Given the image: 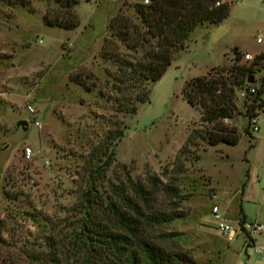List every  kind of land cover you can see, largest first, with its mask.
<instances>
[{"label":"rangeland","instance_id":"1","mask_svg":"<svg viewBox=\"0 0 264 264\" xmlns=\"http://www.w3.org/2000/svg\"><path fill=\"white\" fill-rule=\"evenodd\" d=\"M223 1L227 17L197 26L163 75L144 84L147 100L124 115L114 114L110 101L117 64L100 58V50L138 57L110 37L107 25L120 16L141 30L131 9L141 0H78L71 9L78 26L69 31L42 23L44 14L65 16L54 0H0V262L90 264L97 246L89 247L84 223L90 238L92 232L124 234L106 212L114 201L111 186L125 185L124 165L131 180L149 190L146 176L156 177L153 208L173 218L147 228L142 236L148 241L182 256V264H264L241 235L227 241L218 234L210 216L215 206L223 219L237 221L240 206L244 221L264 229V107L255 117L257 133L245 135L249 99L238 98L236 90L239 114L227 125L235 127L238 142L187 140L208 125L181 98L185 82L229 69L233 48L252 60L264 55V0ZM253 69L256 87L263 69ZM114 119L125 128L123 136L104 179L90 189L84 157ZM19 121L26 122L24 131L16 128ZM107 254L104 249L100 259Z\"/></svg>","mask_w":264,"mask_h":264},{"label":"trees","instance_id":"2","mask_svg":"<svg viewBox=\"0 0 264 264\" xmlns=\"http://www.w3.org/2000/svg\"><path fill=\"white\" fill-rule=\"evenodd\" d=\"M61 9L66 11L63 18H48L42 16L44 26L62 30H73L78 26V20L71 13V9L78 4V0H54ZM147 1V4H143ZM221 0H141L131 5L137 17L141 30L131 24L124 17L116 16L107 25L110 37L116 38L126 49L137 51V58L131 60L109 53L104 46L100 50V58L113 60L117 64L116 72L111 77V91L114 97L110 100L114 114L133 115L136 111L135 103L147 100L145 83L157 81L170 63L171 55L184 47L189 34L199 25H217L227 17V4L216 3ZM232 65L229 69L211 70L213 74L198 77L185 82L181 90V98L188 106L197 110L199 121L208 125L202 132H191L187 140L192 137L202 140L207 146L219 143L234 146L238 142V135L234 126H228L239 113L234 103L235 91L243 87H253L254 94L248 99L246 115L249 120L256 117V110L262 112L264 55L257 54L248 64H240L242 54L233 48ZM263 69L258 85H247L246 80L253 76V67ZM76 85L88 91L82 81L75 77ZM225 123V124H224ZM125 128L120 127L117 120H113L101 139L94 144L84 157L83 165L90 189L95 183L104 179L105 171L114 162V147L122 138ZM194 133V134H193ZM249 136V124L244 129ZM252 146H249L251 148ZM119 168L124 171L125 185L114 186V201L106 205L109 223L115 230L124 234L91 233L84 223L85 239L96 244L94 257L90 264H182L186 260L182 256H172L157 245L151 243L142 233L147 228L168 224L173 220L170 214L158 212L153 208L152 191L158 184L155 176H146L147 185L134 182L125 171V166ZM243 187V186H242ZM239 222L245 220L241 207L238 206ZM1 241V238H0ZM108 251L101 260L102 251ZM101 251V252H99ZM96 256V258H95ZM0 264H9L0 262Z\"/></svg>","mask_w":264,"mask_h":264},{"label":"built area","instance_id":"3","mask_svg":"<svg viewBox=\"0 0 264 264\" xmlns=\"http://www.w3.org/2000/svg\"><path fill=\"white\" fill-rule=\"evenodd\" d=\"M241 0H231V2H240ZM143 4H147V1H143ZM224 1L216 3L215 6H219V4H223ZM256 43H260V39L256 38ZM243 61H251L252 56H248L247 54H243ZM251 94H254L253 87H243V89H239L236 95L238 98L244 99L245 97H249ZM29 113H32L31 109H27ZM259 112L258 110L255 111ZM249 131L253 134L257 133L258 129L256 126V118L252 117L248 120ZM23 155L25 159H29L31 152L28 148L23 150ZM210 216L214 223L215 230L221 236H224L227 241L234 239L237 235H241L243 238V246L244 247H253L255 248L256 253L260 256L262 260H264V241L258 242L260 237L264 235L263 226L256 222L243 221L242 223L239 220L235 221H227L223 219V216L219 214L217 207H212L210 209ZM258 245V246H257Z\"/></svg>","mask_w":264,"mask_h":264},{"label":"water","instance_id":"4","mask_svg":"<svg viewBox=\"0 0 264 264\" xmlns=\"http://www.w3.org/2000/svg\"><path fill=\"white\" fill-rule=\"evenodd\" d=\"M253 82H254V80H253V77L252 76H250L246 80V84H248V85L252 84ZM16 128H20V129H22L24 131L26 129V122H24V121L17 122Z\"/></svg>","mask_w":264,"mask_h":264}]
</instances>
